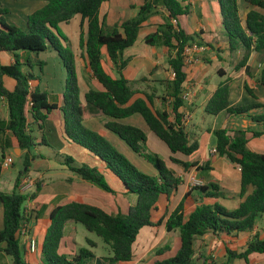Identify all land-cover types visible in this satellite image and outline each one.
<instances>
[{
	"label": "trees",
	"instance_id": "1",
	"mask_svg": "<svg viewBox=\"0 0 264 264\" xmlns=\"http://www.w3.org/2000/svg\"><path fill=\"white\" fill-rule=\"evenodd\" d=\"M107 0H47L46 3L27 16L24 28L8 24L7 8L0 4V53L12 55V62L0 63V97L6 101L7 119L0 118V136L10 133L20 149L24 169L14 180L11 192H0L2 206V227L0 228V252L11 260V264H30L24 258L20 242V227L24 223L25 204L34 198L18 190L22 175L30 166L32 149L36 142L30 124L44 128L48 112L57 108L49 100V92L38 85L39 75L34 67L38 65L43 74L45 61L32 62V53L54 50L61 64L66 68L60 109L63 113V134L70 143L78 145L102 162L123 184L128 194L135 195V201L122 213L79 201L56 204L49 213L40 246L39 264H92L96 254L92 248L97 242L87 238L86 246L72 253L59 252L64 238L67 221L81 223L84 228L109 247L110 254L103 257L105 264H128L134 259L135 244L144 227L162 226L166 232L178 231L179 246L172 256L156 258L153 264H216L199 263L194 258L196 237L208 232L213 234H236L253 229L256 220L264 214V153L251 150L247 146L246 129L237 128L231 133L226 128L213 130L215 150L239 168V196L243 199L234 209H228L219 201L224 197V188L214 182L191 186L181 199L157 221L151 214L161 195L170 197L183 181L173 168L156 153L147 151V134L139 127L120 122L131 115H139L149 132L161 140L173 154L190 156L198 149L196 140L190 141L185 129V118L180 108L184 106L182 93L186 82L184 52L187 46L202 44L199 33L188 34L178 23V19L188 14L187 0H144L138 6L134 17L108 25L103 6ZM221 24L227 37L230 52L242 49V57L236 69L245 66L250 54L254 53L260 64L256 77L246 65L249 78L264 87V0H218ZM163 7L167 16L154 32L144 36V43L164 46L173 53L167 57L175 75L171 80L160 81L164 92L156 94L145 89L132 87L131 81L123 75L128 60L123 51L132 46L142 24L154 13L156 7ZM79 19L78 41L71 48V38L63 31L62 25H69L75 17ZM73 43V42H72ZM207 44V42H205ZM81 49V57L89 68L99 88L83 82L76 52ZM103 52L110 60L113 75L104 67ZM4 77L14 81L12 89L4 84ZM33 84L34 86H31ZM230 80L220 83L208 100L205 111L217 115L221 111L231 114L246 113L257 104L230 106L228 88ZM247 91L251 90L245 86ZM138 93L144 97L136 96ZM161 100V106H154V99ZM165 102H168L167 108ZM102 114L110 118L104 126L134 152L143 154L153 164L156 173L141 171L114 144L100 132L84 124L85 114ZM30 115V117H28ZM30 118L33 120L30 122ZM256 122L264 121L263 115H252ZM264 131H253L254 136ZM42 141L44 137L42 135ZM7 146L0 140V163L6 155ZM169 159L183 167L184 173L191 169L207 170L209 162L199 165L182 158ZM66 168L96 187L114 193L104 174L97 165L77 162L72 156L64 157ZM187 175V174H185ZM187 177V176H186ZM202 196L196 205L187 207L191 191ZM169 245L157 247L154 255L164 254ZM252 253H264V238L254 235L241 252H232L235 257L248 259Z\"/></svg>",
	"mask_w": 264,
	"mask_h": 264
},
{
	"label": "crops",
	"instance_id": "2",
	"mask_svg": "<svg viewBox=\"0 0 264 264\" xmlns=\"http://www.w3.org/2000/svg\"><path fill=\"white\" fill-rule=\"evenodd\" d=\"M15 1L20 7L7 9L8 13L6 14V18L12 24L24 28L27 16L34 10L42 7L47 0ZM143 1L144 0H107L103 6V13H106L107 24L113 25L122 21V18H124L123 16L128 13L130 15L129 18L134 17L137 13L138 6L141 5ZM187 2L190 10L188 14L180 16L177 19V23L188 34L199 33V39L203 41L202 45H204L205 49L202 52L195 53L193 63L186 66L184 69L187 78L183 92L187 91L189 95L188 99L184 100V106L180 108V111L183 112L185 129L188 132V135H194L195 139L193 140L198 142V149L184 160L189 162L197 161L199 164L209 162L210 168L207 169V172L205 173L195 169H191L189 173H184L181 165L174 164V170L177 175L181 176L183 179L180 183L184 184V188L180 193L181 196L179 197L177 194L178 189L170 197L161 195L156 203L155 209L152 211V214L156 211L159 215L154 219L151 214L152 221H157L163 215L167 207H174L181 199L182 195L193 186L192 182H190L191 185L189 184L190 179H196V177L201 184L214 182L224 188V197H219L218 201L226 208L234 209L239 205L240 201L243 199L239 196V188L236 191H233L229 187L231 181L230 176L222 173L216 166L218 160H215V158L220 156H218L216 152H212V149L215 148L216 142L213 134L214 129L226 128L230 133L237 128L246 129L248 148L255 152L264 153V134L260 136L253 135V131H264V121L256 122L251 119L252 115L264 114V87L255 80L248 78L244 72V67L239 68L237 71L233 69V65L238 63L243 51L242 49H238L237 51L230 52L228 49L227 37L221 24V13L218 0H187ZM18 10H20L19 13L21 18L13 16ZM166 16V10L163 7L157 6L154 13H152L141 26L144 33L138 34L135 43L123 51V58H126L128 62L122 72L123 75L131 81L132 87L145 89L149 93L154 91L158 95L164 92V85L161 84L160 81L172 79V68L167 62V57L170 53H173V51H170L164 46L148 45L144 43L143 38L146 34L154 32L157 26L164 22ZM205 42H207V44ZM233 55H235V60L231 63ZM255 58L256 55L254 53L250 54L246 64L251 66L256 65V68H258L260 64L257 61H253ZM10 61H12V59ZM45 62L46 64L43 67L45 74L42 77L43 79L41 80V83L39 82L38 85L41 90L49 92V100L55 102L57 108L48 112L43 129H38L35 126L36 129L33 131V135L36 138L35 140L38 143L32 149L34 157L31 159L30 170H28L26 174L39 179V185L36 184L35 186L34 193H36L33 201H31V205L36 207V202L34 200L38 201L40 204L36 215L33 217L34 221L31 220L32 218H30V214H26L25 211L23 221L33 228V233H31L30 236L33 235L35 237L36 234H38L35 232V229L40 228L41 226L44 237L46 227L49 223V213L56 204L79 201L97 205L108 211L107 205L110 198L113 197L112 194L116 195L115 199L117 206H115V211L109 210L108 212L115 213L120 211L125 213L127 210L124 212L123 203H125L127 208L130 204H126L123 197L122 199L120 198L121 194L125 197L130 196V194L124 189L120 180L113 175L102 162L94 158L89 152L65 139L63 134V113L60 109L65 83L63 78L59 80V73L62 75L61 61L58 57H54L53 59H47ZM103 63L104 67H107V70L113 75V66L104 52ZM48 73L51 75V80H47L46 74ZM93 80L94 82L92 86L99 88L95 79ZM226 80H230L228 88V100L230 106H244L247 104L257 105L246 113L231 114L227 111H221L217 115H211L213 117V122L211 124H206L204 114H210L205 111V106L217 86ZM4 84L7 88L12 89L14 81L10 78L4 77ZM46 84H49V87ZM245 86L251 90V93L247 91ZM136 96L144 97L141 93H138ZM154 106H161V100L157 97L154 99ZM167 106L168 102H165V107L167 108ZM7 116L6 101L0 97V118L7 119ZM131 117L132 119L129 121ZM108 120H110V118L101 113L93 115L87 113L84 116V124L87 127L100 132L127 157H134V155L142 157L141 153L132 150L133 154H129L130 148L126 143L104 126L105 122ZM120 122L135 125L148 134L147 131L149 130L139 115H131L120 120ZM42 135L44 141H42ZM0 140H2L7 146L6 155L13 152L14 155L19 157V155L16 154L17 142L10 133L2 134ZM65 156H72L77 162H86L92 165H97L99 170L104 174L110 187L114 190V193L106 192L86 180L75 177L72 178L71 182H67V177L72 174L66 171L68 169L63 163ZM143 158L146 159L144 156ZM221 158L228 162L231 167L235 168L239 173L237 166L231 164L226 158ZM32 165L36 170L32 168ZM142 166H145L148 169L146 173H156L154 166L152 170L151 167L148 168L145 163ZM226 167L229 166L226 165ZM6 170H8V168H3L0 165V175ZM0 192L3 191L0 189ZM177 196L178 199L176 200ZM201 197L202 196L198 191L192 190L190 197H188L186 201L187 207L196 205ZM44 222L46 223L42 225ZM69 222L70 221L66 222L65 228ZM35 224H37V226H35ZM1 227L2 206L0 205V228ZM152 232L154 233V239L152 242L156 239L157 232L160 233V238L156 241V244L147 248L146 242H148V235H146L144 241H138L137 239L134 259L128 264H136L141 261L143 257L142 255L156 246L160 247L164 244H169L170 241H168V238L171 237V232L172 234L176 233L175 231L166 232L162 226L156 229L150 227L148 233L151 234ZM254 235L264 238V214L257 218L256 224L251 230L238 232L233 235L223 233L213 234L208 232L202 236H198L194 241V249L197 238H200V252L205 260L206 257L210 258L208 262H215L216 264H264V253H252L247 260L235 257L231 254L232 252L238 253L243 251ZM42 241L43 239L40 242V246ZM20 242L25 260L30 264H39L40 251L38 254H35L34 252L36 251L32 252L29 250L27 242H24L22 239ZM137 249L140 250V252H136ZM74 250L67 252L72 253ZM96 257L97 255L94 260L100 259V263L105 264L103 255ZM194 258L197 260L195 253ZM0 264H11L9 257L2 252H0Z\"/></svg>",
	"mask_w": 264,
	"mask_h": 264
},
{
	"label": "rangeland",
	"instance_id": "3",
	"mask_svg": "<svg viewBox=\"0 0 264 264\" xmlns=\"http://www.w3.org/2000/svg\"><path fill=\"white\" fill-rule=\"evenodd\" d=\"M0 3H1V5H3V7L7 8V9H12V8H15V7L19 8L20 7V5L17 4L15 0H0ZM19 11L20 10H18V12H16L15 14H13V16L14 17H20ZM129 16H130L129 13L126 14L125 16H123L124 18H122V20L129 18ZM5 19H6V22L8 24H12L6 18V15H5ZM19 22H20V20H19ZM62 27H63V31L67 35L69 34L68 36L71 38L70 39L71 40V48L72 49L75 48V45H76V43L78 41V33H79V19H78V17L76 16L74 19H72L70 21L69 25H62ZM143 33H144V31H143V29L141 27L140 30H139V34H143ZM195 53H197V52H195ZM195 53L192 54L193 60L195 59L194 58L195 57L194 56ZM76 55H77L76 56L77 60L79 61V66H80V69H81L83 82L86 83L87 85L93 87L92 85H93V82H94V80H93L94 78L92 77L89 68L86 66L84 60L81 57V49L79 47H78V50L76 52ZM31 57H32L31 58L32 62L33 63H37L39 61H47V59H53L54 57H57V55H56V52L54 50L48 49V50L43 51V52L32 53ZM241 57H242V55H241ZM11 59H12V55L11 54L0 53V63H3V64L10 63V62H12V61H10ZM234 60H235V55H233V59L231 60V63ZM240 60H241V58H240ZM240 60L238 61V63L240 62ZM253 61H257V59L255 58V60H253ZM192 63H193V61L191 62V64ZM237 64L233 65V69L235 71L239 70V69H236V65ZM246 65L247 64H245V66ZM245 66H243L244 67V72H245ZM247 66L251 69L252 73H254V76L256 77V75L258 74V72L260 70V68H259L260 66L258 68H256L257 67L256 65L255 66H251V65L248 64ZM34 68L36 70V73L40 77L38 82L41 83V80L43 79L42 77L44 76L45 71H43V74H41V73L39 74V70H38L39 66L35 65ZM61 69H62V71H61L62 75H60V73H59V80H61L63 78L64 81H65V79L67 78V72H66V68L62 64H61ZM257 69H259V70H257ZM46 76H47V80H51L50 73L46 74ZM250 79H253V78H250ZM61 84H62V81H61ZM46 85L49 87V84H46ZM31 86H34V85L31 84ZM42 87H43V85H42ZM184 92H187V91H184ZM28 117H30V115H28ZM204 117H205V120H206V124H208V123L211 124L213 122V119H212L213 117L211 115L204 114ZM131 119H132V117L129 119V121ZM31 121H33V120L30 118V122ZM30 127H31L32 135H33V131L36 129V127H35V125H32V124H30ZM147 132H148V134H147L146 146H147V151L148 152H151L153 154L156 153L157 155H159L161 158H163L165 161L169 162L172 165H174L175 163L172 162L169 159L170 156L176 157V158H182V159L187 158L186 156H183L181 154H173V153H171L170 150L165 145V143H163L161 140H159L157 137H155L149 131H147ZM34 138H35V136H34ZM189 139L193 140V139H195V136L194 135H190ZM18 149L16 151V154L20 155L21 151H20V149L19 150ZM129 150H130L129 154L132 155L133 152L131 151V149H129ZM10 155H12V157H13V164H11L12 166L11 165L9 166L8 170H6L5 172L2 173V175H0V189L3 192H8V193L13 190V184H14V180H15V177H16L17 173L20 170L25 168L23 166V158L22 157H18L17 155H14L13 152L10 153ZM30 155H31V159H32L34 157V154L31 153ZM141 155H142V157L134 155V157L133 156L132 157L128 156L129 158L126 155L125 156L130 161H132L141 171L146 173V171H148V169L145 166H142V165L145 163L148 168L151 167V170L153 169V165H152L151 161H149L147 158L146 159L143 158V156H144L143 154H141ZM215 160H218L217 163H216L217 169L218 170L220 169L222 173L228 174L230 176L231 181L229 183V187L233 191H236L239 188V178H238L239 173H238V171L235 168L231 167V165L228 162L224 161L221 157H216ZM199 165H202V164H199ZM226 165L229 166V167H226ZM30 167H31V160H30V166L28 167V170H30ZM32 168L35 169V167L33 165H32ZM195 170H197V169H195ZM66 171H68L69 173L72 174L71 176L67 177V179H66L67 182H71L73 177L81 179L80 177H78L74 173L70 172L69 170H66ZM200 171H202V173L207 172V170H200ZM38 180L39 179H36V178H33V177H31V176H29L27 174H24V175H22V177H21V179L19 181L18 190L20 192H22V193L30 195V194H32L34 192L36 184L39 185ZM236 181H237V183H236ZM190 182H192L193 185L201 184V182L197 180V177H196V179H194V178L190 179L189 184H190ZM183 188H184V184H180L178 186L177 194H178L179 197L181 196L180 193L182 192ZM112 196L113 197L110 198V200L108 201L109 202L108 205H107V207H108L107 210L108 211L109 210L115 211V206H117L116 199H115L116 195L112 194ZM178 196H177L176 200L178 199ZM122 197L124 198V202H126V204L127 203L132 204L135 201V195L134 194H130L129 197H125L124 195L121 194L120 198L122 199ZM31 201H33V198L28 199L26 201L27 205L25 204V212H26V214H30V218H32L31 220L34 221L33 217L36 215V213L38 211V206H39L40 203L38 201L34 200L36 202L35 203L36 207H34V206L31 205V203H32ZM103 204H104V202H103ZM170 208L171 207H167L165 209V211H164L162 216H164L169 211ZM123 210H124V212L127 210V207H126L125 203H123ZM158 215H159V213L154 211L153 214H152V218L156 219V216H158ZM45 223L46 222H44L42 225H44ZM35 226H37V224H35ZM149 230H150V227L143 228L140 231V234L138 236V241H140V240L144 241L146 239V235H148V237H147L148 238V242H146L147 248L148 247L150 248L151 246L156 244V241L160 238V236H159L160 233L157 232L156 239L152 242V240L154 239V233L152 232L151 234H149L148 233ZM35 232L38 233V234H36V237L32 235V237H34L35 240H36V249H35L36 252H34V253L38 254L39 251H40V242L43 239L42 238L43 237L42 226L40 228L35 229ZM175 232H176L175 234L174 233L172 234V232H171V234H170L171 237L168 238V241H170V243L169 244H164V245H169L170 246L169 249L164 252V254L159 255V256L154 255V251H155L156 247H158V246H156L155 248L150 249L149 251H147L144 254L145 256L142 255L143 257H142L141 261L137 262L136 264H153V262H154V260L156 258L163 259V258H166L168 256L174 255L176 253L177 249H178V246H179L178 234H177V231H175ZM28 233H29V235L31 233H33V228L30 227V226H28ZM165 234H167V233H165ZM64 236L65 237L62 240L61 247L58 250L59 252L68 253L67 251L74 250V249L76 250V249H78L81 246H86L87 245L86 239L89 238V239H92V240L97 242V247L96 248H92L95 251L97 257L100 256V255L105 256V255H109L110 254L109 247L102 241V239L100 237L96 236L94 233L88 232L81 223H75L73 221H70L68 223L67 227L64 228ZM200 240H201L200 238H197V240H196L195 257L197 258V260L200 263H202V262H204L205 259H204L203 255H202V253L200 252ZM136 252H140V250L137 249ZM206 259L209 260L210 258L206 257ZM92 264H101L100 263V259L93 260Z\"/></svg>",
	"mask_w": 264,
	"mask_h": 264
},
{
	"label": "built area",
	"instance_id": "4",
	"mask_svg": "<svg viewBox=\"0 0 264 264\" xmlns=\"http://www.w3.org/2000/svg\"><path fill=\"white\" fill-rule=\"evenodd\" d=\"M172 23L174 25L177 24V20L176 19H172ZM205 49V47L202 44H196L193 43L189 46L186 47L185 52H184V65L185 67L190 65L191 62L193 61L192 58V54L195 52H201ZM175 75L174 71L171 70V77L173 78ZM188 92H183L182 93V98L184 100L188 99ZM212 152L215 153L216 150L215 148L212 149ZM13 163V157L12 155L8 154L5 155V157L3 158L2 162L0 163L1 167L3 168H9V166ZM239 169V168H238ZM20 240L22 239L24 242L28 243L29 246V250L34 252L36 249V240L34 237L30 236L28 233V224L27 223H23L20 227Z\"/></svg>",
	"mask_w": 264,
	"mask_h": 264
},
{
	"label": "water",
	"instance_id": "5",
	"mask_svg": "<svg viewBox=\"0 0 264 264\" xmlns=\"http://www.w3.org/2000/svg\"><path fill=\"white\" fill-rule=\"evenodd\" d=\"M18 149V148H17ZM19 150V149H18Z\"/></svg>",
	"mask_w": 264,
	"mask_h": 264
}]
</instances>
